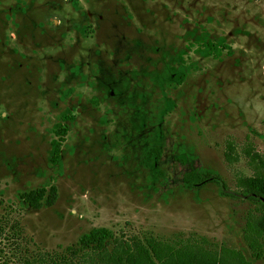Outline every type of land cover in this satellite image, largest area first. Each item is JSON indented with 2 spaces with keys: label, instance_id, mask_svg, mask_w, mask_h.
Returning a JSON list of instances; mask_svg holds the SVG:
<instances>
[{
  "label": "rangeland",
  "instance_id": "374dc122",
  "mask_svg": "<svg viewBox=\"0 0 264 264\" xmlns=\"http://www.w3.org/2000/svg\"><path fill=\"white\" fill-rule=\"evenodd\" d=\"M203 34L231 54L200 57ZM263 120L264 0H0V264H75L65 249L91 228L264 264L255 206L212 180L254 175L242 149L249 134L264 156ZM189 173L212 181L188 188ZM51 185V207L20 199Z\"/></svg>",
  "mask_w": 264,
  "mask_h": 264
},
{
  "label": "trees",
  "instance_id": "16d2710c",
  "mask_svg": "<svg viewBox=\"0 0 264 264\" xmlns=\"http://www.w3.org/2000/svg\"><path fill=\"white\" fill-rule=\"evenodd\" d=\"M197 41L199 46L195 51L200 57L211 56L217 59L225 49H228V55L231 54L223 39L213 41L203 34ZM186 76L187 71L182 68L176 74V83L184 82ZM262 127L264 129V120ZM66 132L64 126L55 124V134L58 138L50 142L51 164L60 160V146ZM226 146V162L237 161V156L232 155V144L228 143ZM242 151L249 156L253 165L252 177H237L236 191L229 190L216 178L212 180L220 185V193L223 196L246 200L255 206L254 210L259 213V218L247 223V230L253 234L246 236V239L251 257L261 260L264 259V156L253 149L249 134L246 135V145ZM212 180L206 175L189 173L185 176L184 183L186 187L191 188ZM20 199L33 210L51 207L57 199V188L54 185L36 188L22 193ZM75 246L65 249L70 256L78 258L75 264H253L239 250L223 248L216 253L199 246L194 238L167 240L153 236H145L143 239L133 236L130 240H119L105 228H91L79 236ZM62 264L73 263L64 259Z\"/></svg>",
  "mask_w": 264,
  "mask_h": 264
},
{
  "label": "flooded vegetation",
  "instance_id": "af4514ba",
  "mask_svg": "<svg viewBox=\"0 0 264 264\" xmlns=\"http://www.w3.org/2000/svg\"><path fill=\"white\" fill-rule=\"evenodd\" d=\"M63 119H66V120H71V118L70 117H63ZM65 127V129H66V126H64Z\"/></svg>",
  "mask_w": 264,
  "mask_h": 264
}]
</instances>
